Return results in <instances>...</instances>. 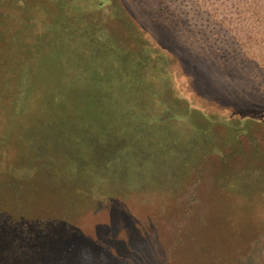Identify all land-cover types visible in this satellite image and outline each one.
I'll return each instance as SVG.
<instances>
[{"label": "rangeland", "instance_id": "obj_1", "mask_svg": "<svg viewBox=\"0 0 264 264\" xmlns=\"http://www.w3.org/2000/svg\"><path fill=\"white\" fill-rule=\"evenodd\" d=\"M61 46L133 113L15 124L0 264H264V0H0V72L38 74ZM111 137L130 149L100 165Z\"/></svg>", "mask_w": 264, "mask_h": 264}, {"label": "trees", "instance_id": "obj_2", "mask_svg": "<svg viewBox=\"0 0 264 264\" xmlns=\"http://www.w3.org/2000/svg\"><path fill=\"white\" fill-rule=\"evenodd\" d=\"M20 33L22 32H19L17 36L12 38L13 41L21 42L23 40L20 38ZM12 39H10V41H12ZM14 47H16V44ZM65 51L66 47L64 46H61L58 49L53 48L54 55L56 56L53 58L56 59V61L53 60V62L49 64L43 63L42 70L41 66L40 70L36 69L39 72L38 74L32 73L31 68L33 66H29L30 70L28 71L26 66L23 64H15L13 59L10 60L11 65L6 68V73L4 74L2 71L0 72V79L3 83L6 82L5 78L14 76L15 81L18 84H23V89L21 91H16V89H13L11 94L5 83L3 87H0V109L4 108L2 111L4 114H6L7 109L9 111V116H7L6 120L3 119L5 116L0 118V121L3 123V125H7L0 129V159L2 158V150H5V148L7 149L8 147L13 146L12 144H14V142L11 140H14L12 137L16 136L15 131L17 129H15V124L17 123H32L34 127L66 125L70 120L75 119L82 112L84 113L87 110H90L91 105H95L97 107L99 106L100 108L107 106L113 109L115 112H120V110L117 108H121L126 115H128L129 112L133 113V109L132 111L129 110L130 107L128 103L135 101L134 96L129 98L126 103H120V101L112 98L109 100V106L104 102H99V104L97 99L98 92L92 91L88 87L83 88V82L82 85L79 82V80L81 81L83 77H81V79L80 77L77 78L76 74L73 73L74 71H72V69L78 68L80 63H74L67 56L65 57ZM16 54H18L17 51L13 52V56ZM32 59L29 61H32ZM10 61L8 62L10 63ZM16 70L20 71L18 77H16L15 73L13 74V71L15 72ZM22 70H24V72L26 71V73L21 78L20 75L22 76ZM7 71L11 72L7 73ZM39 75L41 76L39 77ZM28 79L31 83L28 82ZM119 86H121L122 89H125L126 91H128L130 87L129 83L119 84ZM56 136L59 137L58 135ZM59 138L61 141L65 142L68 141L67 139H69L68 135L64 138ZM10 141L12 143H10ZM93 143L95 146L94 151L100 155V165L104 163V161L107 163L108 160L112 161L110 163H115V165H118L119 162H117L116 158L126 156V153L123 152H126L128 149H130L128 146L129 144L122 143L115 137L98 142L94 141ZM114 145H116L115 148ZM118 145H120V147L123 149V152H121L122 154L119 151V147H117ZM110 154H114V157L109 158L108 155ZM19 155V151L16 150L15 153H12L14 158L6 162L4 173L0 174V182H4L3 187L6 183L9 184L8 178L11 176L8 177V174H10L11 170L14 171L18 167L19 164L15 167L16 164L13 163V160ZM106 175H112V172L108 168L106 170ZM93 178H95L94 181L97 183L98 181L96 180V177L94 176L92 179ZM94 186L95 185L93 184L92 187L94 188ZM80 209L82 208L78 207L77 210ZM59 210L63 211L62 208ZM99 262L100 261L97 260V263Z\"/></svg>", "mask_w": 264, "mask_h": 264}]
</instances>
